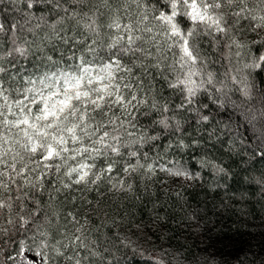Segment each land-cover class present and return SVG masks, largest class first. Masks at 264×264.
Listing matches in <instances>:
<instances>
[{
    "label": "trees",
    "instance_id": "16d2710c",
    "mask_svg": "<svg viewBox=\"0 0 264 264\" xmlns=\"http://www.w3.org/2000/svg\"><path fill=\"white\" fill-rule=\"evenodd\" d=\"M188 1L0 0V264H264V0Z\"/></svg>",
    "mask_w": 264,
    "mask_h": 264
},
{
    "label": "rangeland",
    "instance_id": "374dc122",
    "mask_svg": "<svg viewBox=\"0 0 264 264\" xmlns=\"http://www.w3.org/2000/svg\"><path fill=\"white\" fill-rule=\"evenodd\" d=\"M210 4L211 2L207 0L201 2H198L196 0H189L187 5H188V13L190 17L194 20H202V19L209 20L211 18L210 7H209ZM74 91L76 94H78V89H75ZM62 101H64V99ZM181 179L184 181H189L188 177L182 176ZM17 256L21 260H24L31 264H42L41 256L36 252L27 250L26 248H22Z\"/></svg>",
    "mask_w": 264,
    "mask_h": 264
}]
</instances>
